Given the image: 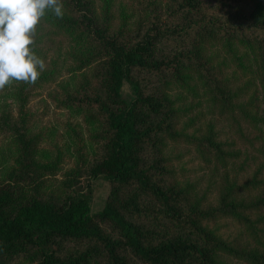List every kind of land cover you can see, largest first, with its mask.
<instances>
[{
    "label": "trees",
    "instance_id": "16d2710c",
    "mask_svg": "<svg viewBox=\"0 0 264 264\" xmlns=\"http://www.w3.org/2000/svg\"><path fill=\"white\" fill-rule=\"evenodd\" d=\"M60 2L32 34L37 81L0 96V264H264V0ZM45 85L66 118L37 130ZM181 144L204 189L174 164Z\"/></svg>",
    "mask_w": 264,
    "mask_h": 264
},
{
    "label": "clouds",
    "instance_id": "9594fccd",
    "mask_svg": "<svg viewBox=\"0 0 264 264\" xmlns=\"http://www.w3.org/2000/svg\"><path fill=\"white\" fill-rule=\"evenodd\" d=\"M62 9L60 0H0V89L37 81L45 64L29 47L32 34L46 11L62 18Z\"/></svg>",
    "mask_w": 264,
    "mask_h": 264
},
{
    "label": "rangeland",
    "instance_id": "374dc122",
    "mask_svg": "<svg viewBox=\"0 0 264 264\" xmlns=\"http://www.w3.org/2000/svg\"><path fill=\"white\" fill-rule=\"evenodd\" d=\"M11 82L9 84H11ZM5 87L8 88L7 86ZM4 88L0 89V96L5 94ZM53 90V86L45 85L42 88L32 90L29 96L28 109L31 114V123L37 130L52 128V126L63 122L66 118L64 113L55 106L52 99ZM131 95V88L127 83H124L121 89V97L128 100ZM203 106H205V103H203ZM204 111L206 113V120L210 119L214 122L215 130L218 131L220 139H233L240 144L236 136L237 126L235 125L236 123L231 120L232 116L226 113L219 114L218 110L213 108L211 112H208L206 109H204ZM1 138L0 136V141ZM56 140L61 144L62 139L60 134L56 136ZM172 154L177 157V160H174V164L182 168L181 173L184 174L186 178L195 181L200 189H204L206 185H208L209 168L196 156L192 148L185 147L181 144L172 150ZM87 181L90 189V214H95L102 209L105 203L109 192V183L102 176H97Z\"/></svg>",
    "mask_w": 264,
    "mask_h": 264
}]
</instances>
